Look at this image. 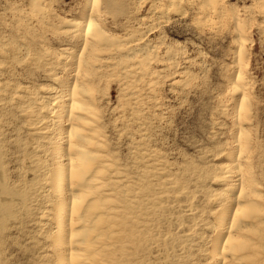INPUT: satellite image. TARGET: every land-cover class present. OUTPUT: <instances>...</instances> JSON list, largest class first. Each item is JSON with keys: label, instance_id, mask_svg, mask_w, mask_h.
<instances>
[{"label": "rangeland", "instance_id": "obj_1", "mask_svg": "<svg viewBox=\"0 0 264 264\" xmlns=\"http://www.w3.org/2000/svg\"><path fill=\"white\" fill-rule=\"evenodd\" d=\"M87 3L0 0V264H69L56 176L75 79L109 165L99 212L123 233L99 264H264V0ZM241 192L255 212L233 259Z\"/></svg>", "mask_w": 264, "mask_h": 264}, {"label": "bare ground", "instance_id": "obj_2", "mask_svg": "<svg viewBox=\"0 0 264 264\" xmlns=\"http://www.w3.org/2000/svg\"><path fill=\"white\" fill-rule=\"evenodd\" d=\"M87 4L94 7L98 3L97 0H88ZM95 10L96 14L100 12L99 9ZM93 17L94 14H90L86 21L79 24V27L84 33V45L97 49L104 38L101 40L97 21ZM74 23L73 20L67 19L63 22V26L72 28L75 26ZM84 97L88 98L82 86H79L75 79L67 95V123L65 130L62 129L66 155L64 162H61L63 163L62 170L58 179L56 176L58 180L56 185L63 184L66 187L65 197L69 204L65 221V241L69 264H99L100 257L108 248V242H116L123 237V233L114 229L115 216L111 214L104 216L99 212L100 204H114V200L102 189L103 177L109 170V165L104 161L105 156L101 154L100 140L92 127L91 110L83 99ZM244 194L241 192L234 199L233 216L226 240L222 244L223 252L229 253L231 258L234 257L233 259L240 257L238 252H241L240 249L244 247L243 242L240 243L242 239L236 235L237 231L234 229L238 231L241 228L246 229L245 221H252L254 218L255 204L247 202L248 199L246 200ZM63 203L64 201L62 205ZM62 210L64 209L61 208V213ZM222 262L225 264L224 261Z\"/></svg>", "mask_w": 264, "mask_h": 264}]
</instances>
